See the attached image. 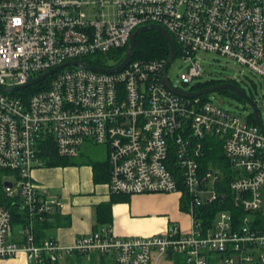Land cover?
<instances>
[{"label": "built area", "instance_id": "built-area-1", "mask_svg": "<svg viewBox=\"0 0 264 264\" xmlns=\"http://www.w3.org/2000/svg\"><path fill=\"white\" fill-rule=\"evenodd\" d=\"M149 24L163 27L178 45L174 59L187 65L183 85L202 75L203 53L233 59L264 80V0H0V170L11 173L5 196L17 198L27 214L22 241H13L11 214L0 203V259L23 252L27 264H46L96 254L113 264H150L155 253L180 255L177 264H264V231L254 228L252 215L263 206L264 133L209 100L170 91L162 78L166 60L130 59L116 73L73 65L29 95L22 92L37 84L2 90L59 64L124 48ZM208 138L221 142L233 204L244 216L236 222L221 210L203 229L197 209L225 198L216 186L220 169L200 170ZM86 142L107 149L111 194L183 196L184 189L192 227L169 224L158 234L120 237L102 226L71 246L52 237L36 243L35 222L63 204L32 172L46 166L44 148L72 160Z\"/></svg>", "mask_w": 264, "mask_h": 264}, {"label": "crops", "instance_id": "crops-1", "mask_svg": "<svg viewBox=\"0 0 264 264\" xmlns=\"http://www.w3.org/2000/svg\"><path fill=\"white\" fill-rule=\"evenodd\" d=\"M73 162L75 164L66 166H44L32 172L34 182L63 204L61 210L54 212L61 219L54 220L57 225L45 231L43 240L52 237L62 246H71L78 237L102 226L112 227L120 237L158 234L169 224H176L182 231L192 227L189 215L181 209L180 194H111L107 179L94 180L90 160ZM21 229L22 225H12L13 241H22ZM151 256L150 264H177L182 259L180 255L159 257L153 253ZM25 260V254L20 252L11 259H0V264H27ZM102 262L113 264L114 260L96 254H71L60 261L63 264Z\"/></svg>", "mask_w": 264, "mask_h": 264}, {"label": "trees", "instance_id": "trees-1", "mask_svg": "<svg viewBox=\"0 0 264 264\" xmlns=\"http://www.w3.org/2000/svg\"><path fill=\"white\" fill-rule=\"evenodd\" d=\"M176 48V57L178 56L179 48L178 45H175ZM127 46L118 50H111L105 54H99L95 57H86L84 61L87 62L89 65L102 67V68H112L115 65L117 66L123 60L125 56ZM169 55V46L165 39L155 31H145L140 33L135 40L133 46V52L131 60H166ZM49 78L39 83L35 86L29 87L25 89L22 94L29 95L32 92L42 88L45 86L46 82ZM222 82H229L236 84L240 87L239 82L236 80H211L206 81L204 83H197L194 86L190 87L191 91H198L203 88L211 87L213 85L220 84ZM242 88V87H240ZM243 89V88H242ZM244 90V89H243ZM253 90V88H252ZM245 91V90H244ZM228 97L235 98L236 100L246 104L244 100L236 96L235 94L231 93L228 90H221L219 91ZM255 92V91H254ZM250 97L255 101L254 93L251 91L249 93ZM201 100H208L206 95L201 96ZM246 107L248 105L246 104ZM246 121L249 124L254 125V115L251 113L246 117ZM204 142V155L199 160L200 170L202 168L209 169L211 166L212 168H218L222 172V180L218 182L216 185L218 190L225 194V198L222 201H217L211 204H207L202 208H198L196 211L197 217L200 220V226L203 229L211 228L214 224V217L217 212L221 210H230L233 214L234 219L236 222L244 216V213L236 209L233 204L232 194L229 190V181L231 179V172L228 168L227 160H225L223 151L221 148V142L219 139L216 138H208L203 141ZM43 155L47 157L46 166L47 167H54V166H66V165H73L75 164L73 160L65 159V158H58L52 149L48 150V148H44ZM211 163H210V162ZM94 169V180L99 181L102 179H107L109 176V168L107 162L104 161L103 163L97 162H90ZM205 169V170H206ZM101 171V173H100ZM203 172V171H202ZM11 175L10 172L0 170V203L2 206L7 208L11 214L12 218V225H23L27 223V214L20 209L18 206V199L17 198H7L4 194V182L5 180ZM188 201V195L183 189V196L181 198V209L186 210ZM253 226L255 229L263 230L264 231V205L262 206L261 210L253 213ZM61 219L59 214H51L46 220L43 222H35L34 232H35V241L36 243H40L44 239V233L47 229L55 227L54 220ZM46 264H63L60 262L57 263H50L47 262ZM100 264H104L103 262Z\"/></svg>", "mask_w": 264, "mask_h": 264}, {"label": "rangeland", "instance_id": "rangeland-1", "mask_svg": "<svg viewBox=\"0 0 264 264\" xmlns=\"http://www.w3.org/2000/svg\"><path fill=\"white\" fill-rule=\"evenodd\" d=\"M199 63L202 66V75L194 79L189 85H183L179 76L186 71L187 65L180 59H174L167 71L169 81L174 87L188 90L197 83H204L211 80L235 79L239 82L240 87L248 92V94L253 91L255 101L259 107L258 112H260V118L264 124V80L262 77L251 72L248 68L240 66L233 59L220 56L216 53L199 54ZM206 97L214 105L227 109L231 113L241 116L242 119H245L251 113V109H248L246 104L230 96L228 97L221 92L209 93ZM105 159H107V149L104 145H95L86 142L81 148L80 156L72 160L81 162V160L105 161ZM209 168L212 167L210 166ZM205 169L202 168V171H206ZM219 172L222 174L221 170ZM262 196L264 205V189Z\"/></svg>", "mask_w": 264, "mask_h": 264}, {"label": "water", "instance_id": "water-1", "mask_svg": "<svg viewBox=\"0 0 264 264\" xmlns=\"http://www.w3.org/2000/svg\"><path fill=\"white\" fill-rule=\"evenodd\" d=\"M145 31L157 32L158 34H160L165 39V41L167 42V44L169 46V55H168L166 62H165V66H164L163 73H162V78H163L164 85L170 91H172L173 93H175L177 95L186 97V98L187 97L188 98H195V97H201L203 95H207L209 93L219 92L221 90H228L246 102V104L251 109V111L254 115V122H255L256 126L264 133V124L261 121L260 112H258L259 111L258 105L238 85L233 84V83H229V82H222L220 84L213 85L211 87L203 88L201 90L192 91V92H187V91H184V90H181L179 88H175L174 86H172L170 84V82L168 81L167 71H168V68L170 67L172 61L174 60V57L176 54L175 43H174L173 39L171 38V36L168 34V32L163 27H161L159 25H155V24H149V25L139 27L138 29L135 30V32H133V34L131 35V37L128 41L125 56H124L123 60L120 62V64H118L117 66L115 65L112 68H102V67L100 68V67L89 65L86 62L70 61V62H67V63L62 64V65L59 64V66L49 70L48 72L42 74L41 76H39L37 78L32 79L30 82H28L24 86L2 88V90L12 92V91H17V90H20L23 88H27L29 86L37 84L38 82L42 81L46 77L52 75L53 73H55V72H57L63 68L68 67V66H73V65L82 67V68L87 69V70L95 71V72H101V73H114L115 72L116 73L117 71L121 70L122 68H124L128 64L129 60L132 57L133 46H134L136 37L140 33L145 32ZM11 185L12 184L8 181L4 182V187H11Z\"/></svg>", "mask_w": 264, "mask_h": 264}, {"label": "flooded vegetation", "instance_id": "flooded-vegetation-1", "mask_svg": "<svg viewBox=\"0 0 264 264\" xmlns=\"http://www.w3.org/2000/svg\"><path fill=\"white\" fill-rule=\"evenodd\" d=\"M246 92V91H245ZM248 94V92H246ZM249 95V94H248ZM250 96V95H249Z\"/></svg>", "mask_w": 264, "mask_h": 264}]
</instances>
